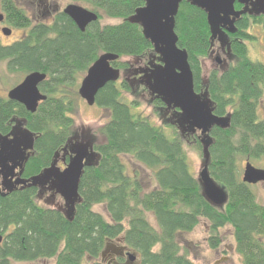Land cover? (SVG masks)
<instances>
[{"label": "trees", "instance_id": "obj_1", "mask_svg": "<svg viewBox=\"0 0 264 264\" xmlns=\"http://www.w3.org/2000/svg\"><path fill=\"white\" fill-rule=\"evenodd\" d=\"M70 1L98 15V21L84 33L62 12L55 13L49 24L33 23L17 0H0L5 24L23 32L7 45L0 38V66L18 78L34 72L46 76L39 86L46 100L34 114L0 97V135L10 133L14 119L23 121L24 128L35 135L33 151L24 165L25 179L49 168L68 143L78 109L77 81L98 56H118L111 65L121 72L128 69L122 59L140 58L153 50L140 26L128 20L144 7V0ZM103 18L122 22L101 26ZM251 26L264 28V15L246 14L235 22L236 31L227 34L234 62L223 71H210L204 85L202 60L212 48L206 14L183 1L175 17L177 46L187 54L194 92L207 95L213 115L229 118L227 128L211 129L207 149L208 173L226 193L224 205L214 206L203 196L175 133L169 139L165 129L133 112L136 103L122 99L130 91L127 82L109 83L98 92L94 105L109 114L108 122L99 129L104 142L93 146L98 160L83 170L80 201L71 217L39 206L35 188L2 193L0 184V264L49 260L55 264H103L107 245L116 241L125 253L133 254L135 264H194L182 252L179 237L191 233L201 221L208 225L210 250L221 247L220 231L230 228L242 264H264V205L256 200L252 186L242 182L239 167L244 158L264 156V121L257 113L264 95V65L248 56ZM3 74L0 71V83ZM152 103L157 109L166 107L160 98H153ZM165 127L175 132L167 122ZM194 139L195 148L203 152L200 138L194 135ZM123 157L149 170L147 181L152 187L144 185L138 171L128 173ZM96 206L104 207L108 220L94 211ZM147 214L153 216L156 227ZM118 262L129 260L125 257Z\"/></svg>", "mask_w": 264, "mask_h": 264}, {"label": "water", "instance_id": "obj_2", "mask_svg": "<svg viewBox=\"0 0 264 264\" xmlns=\"http://www.w3.org/2000/svg\"><path fill=\"white\" fill-rule=\"evenodd\" d=\"M183 1L205 12L212 39L222 33L227 37V34H233L236 31L235 22L245 15L246 11H236L235 4L244 6L245 9H247L246 6L251 5V9L257 12L264 11V0H144V7L136 10L135 14L128 19L130 23L140 26L144 38L160 56L161 65L148 67L143 74V77L149 79L154 98H160L166 107L178 110L181 123L187 131L199 134L206 165L199 173L198 180L203 196L212 205L219 207L226 203L227 196L208 173L207 149L211 143L208 134L213 127L227 128L229 118L213 115L207 95H198L194 92L193 76L187 54L177 46L178 37L174 31L175 17ZM62 13L81 33L98 21L97 14L75 4L66 6ZM2 23H4V17L0 14V24ZM220 31L223 32L220 33ZM11 32L9 28L1 29V34L5 37H9ZM117 60L116 55L101 54L88 68L77 91L80 99L87 106L93 107L98 92L107 84L116 83L119 80L120 71L111 65ZM216 63L221 65L222 62L217 58ZM45 79L46 76L38 72L26 75L18 85L8 91L7 99L23 106L28 113L34 114L39 104L46 100V96L39 90V86ZM204 96L208 102L202 99ZM34 139L35 135L25 128L13 129L12 127L8 135H0L1 187L4 192L10 193L19 186L44 189L50 185L49 189L56 191L68 208L72 206L71 214L66 216L69 218L72 216L75 205L80 201L78 187L83 170L86 166L93 164L89 163L90 152L87 147L78 146L69 151V160L63 170L55 168L54 160L51 166L39 175L23 179L21 175L33 151ZM16 170L19 171L18 178L14 179ZM242 177L244 184L255 186L264 183V170L256 169L247 162ZM2 240L0 236V244ZM125 256L130 263L135 261L133 255L126 253Z\"/></svg>", "mask_w": 264, "mask_h": 264}, {"label": "rangeland", "instance_id": "obj_3", "mask_svg": "<svg viewBox=\"0 0 264 264\" xmlns=\"http://www.w3.org/2000/svg\"><path fill=\"white\" fill-rule=\"evenodd\" d=\"M17 1L26 11V13L29 14L33 23L49 24L51 22L52 16L55 13L62 12L66 6L72 4L91 11L89 7L83 4L74 3L70 0ZM235 10L246 11V14L251 15L264 14L263 10L257 12L253 11L252 9L245 8ZM121 22V20L103 18L100 21V25H118ZM2 28H9L12 31L11 35L9 37L3 36L1 34ZM222 32L223 31H220V33ZM248 33L253 37V40L247 43L248 56L252 62H257L264 65V28L260 26H251L248 30ZM22 36L23 32L21 30H15L5 24V22L0 24V38L3 44H10L20 39ZM228 47V39L225 34L222 33V35H216L212 38V48L207 57L202 60V79L204 85L207 82L210 71L214 69L223 71L229 64L234 62V58L230 55ZM217 58L222 62L221 65L216 63ZM121 62L126 63L128 65V69L120 72V78L117 81V84H120L122 81H126L130 89L128 93H123L122 99L127 103H136L137 105L134 107L135 109H133V112L139 114L142 117H147L154 125L165 129L164 134L169 139H171L173 133H175V135L182 141L183 148L188 159L190 173H192V175L198 179L199 173L206 165L205 154L195 148L194 135L199 137V134L187 131L185 126L181 123L180 113L178 110L168 107H165L161 110L157 109L153 105L152 101L154 96L150 87L151 85L149 83V79L143 77V74L145 71H147L148 67L161 65L160 56L156 54L154 50H152L143 57L124 58L121 60ZM4 70V65H1L0 71L2 74L4 73V77L0 83V97L6 98L9 89L19 84L23 80L24 76L18 78L15 75H9L5 73ZM84 76L85 75L79 77L77 81V91ZM202 99L208 102V99L205 96ZM77 105L78 109L73 116L74 124L70 130L68 143L59 152L54 161L55 168L60 170H63L68 163L67 160H69V151L81 145L87 147L90 152L91 156L89 163H95L98 160V155L94 153L93 146L96 144H102L104 142L102 136L99 134V129L108 122V112L106 110L100 109L98 106H87L86 103L80 99V97L77 101ZM257 113L259 120L264 121V95L259 104ZM166 122L174 127L175 132H173L171 128L165 127ZM12 127L13 129H24V122L14 119ZM122 159L129 174H131L132 171H138L140 175L139 178L143 181L144 185H147V188H150V185L152 187V184L147 181L151 176V173L148 169L138 162H135L130 157H123ZM247 162L256 169L264 170V156L257 160H247L244 158L239 162L241 178L243 169ZM37 191L38 192L35 196V202L39 206L61 211L65 216H69L71 214L72 206L68 208L64 200L58 193H56V191L49 188L46 189V187L45 189L38 188ZM252 191L255 194L258 203L264 205V183L252 186ZM94 211L101 214L106 220H108L107 213L103 206L94 207ZM146 218L153 227H156L152 215L147 214ZM220 234L222 237L221 247L217 251L210 250L206 244V240L209 235L208 225L205 221H201L191 233L183 234L179 237V243L181 245L182 252L186 254L194 264H242L240 257L235 252V244L231 229L225 228L220 231ZM111 245L116 248H123L121 242L119 241L113 242ZM126 252L130 255H133L129 251ZM102 263L113 264L109 256H105L102 259ZM135 263V261L133 263L129 262V264ZM42 264H55V262L54 260H49L42 262ZM85 264H89V262H86Z\"/></svg>", "mask_w": 264, "mask_h": 264}, {"label": "flooded vegetation", "instance_id": "obj_4", "mask_svg": "<svg viewBox=\"0 0 264 264\" xmlns=\"http://www.w3.org/2000/svg\"><path fill=\"white\" fill-rule=\"evenodd\" d=\"M242 7V9L243 8H245L244 6H241ZM246 8L247 9H251L252 7H251V5H248V6H246ZM246 15V14H245ZM247 15H249V14H247ZM32 153V152H31ZM30 153V154H31ZM18 173H19V171L18 170H16L15 171V177H14V179H16V178H18ZM21 178H23V174L21 175ZM23 179H25V178H23ZM0 184H1V176H0ZM50 187V185L49 186H47L46 187V189L47 188H49ZM2 188V187H1ZM18 188H21L20 186L18 187ZM25 188V187H24ZM23 188V189H24ZM27 188H29V187H27ZM35 189H38V188H35ZM45 189V188H44ZM2 191V193H4V191H3V189L1 190ZM38 192V191H37ZM113 243V242H112ZM112 243H109L108 245H107V247H106V250H105V253H104V257L106 256V257H110L111 258V262H113V264H121L120 262H118L119 261V259L121 258V259H124L126 256V253H125V250H122L123 248H116V247H113L111 244ZM114 244H116V243H114ZM103 257V258H104ZM102 258V259H103ZM124 264H129V262L127 263V262H125Z\"/></svg>", "mask_w": 264, "mask_h": 264}]
</instances>
